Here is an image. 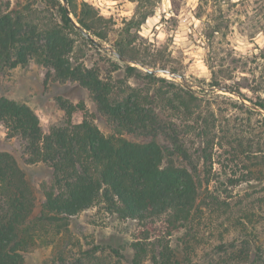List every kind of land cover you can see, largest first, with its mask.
<instances>
[{"label":"rangeland","instance_id":"374dc122","mask_svg":"<svg viewBox=\"0 0 264 264\" xmlns=\"http://www.w3.org/2000/svg\"><path fill=\"white\" fill-rule=\"evenodd\" d=\"M75 3L78 15L83 3L96 13L97 27L105 37H92L103 49H113L111 45L115 43L126 44L130 54L148 64L149 69H168L182 77L172 79L156 74L149 83L142 78L124 77L120 72L112 74L115 81H125L123 87L127 84L158 96L156 113L160 121L155 137L120 130L123 137L133 142L155 138L176 152V164L184 166L194 178L198 199L193 222L187 231L168 238L179 252L183 243L187 245L186 254L180 252V259L189 264H241L231 261L235 254H230L229 247L237 253L242 247L250 255H261L264 0ZM53 5V0H0V11L17 10L26 22L46 29L58 20ZM70 36L75 59L88 67L95 62L103 65V51L97 53L88 42L74 34ZM135 63L139 62H128L144 75L146 72ZM182 91L191 92L194 98H187ZM0 97L32 109L44 133L63 126L67 120L60 100L73 107L83 104L84 110L77 108L74 118L85 115L104 135L117 131L86 89L74 82L59 81L51 68L33 59L25 66L0 73ZM169 127L180 143L178 150L171 145L166 132ZM0 152L12 155L24 172L35 195L33 216L39 215L43 189L52 181L51 169L43 163L29 164L24 142L19 137L9 138L1 123ZM67 224V230L56 236L50 233L30 248L24 254V264H77L76 258H83L85 251L106 247L119 250L121 264H131L136 238L143 240L147 235L143 242L149 245L165 232L163 219L142 225L109 217L97 207L70 218ZM96 254L101 255V264H113L114 259L103 256L108 255L107 251Z\"/></svg>","mask_w":264,"mask_h":264},{"label":"trees","instance_id":"16d2710c","mask_svg":"<svg viewBox=\"0 0 264 264\" xmlns=\"http://www.w3.org/2000/svg\"><path fill=\"white\" fill-rule=\"evenodd\" d=\"M53 1L52 10L58 20L46 29L26 22L17 10L0 11V73L25 66L33 59L51 68L59 81L74 82L86 89L117 131L104 135L85 115L74 118L73 112L77 108L82 112L83 104L73 107L60 100L67 120L63 126L44 133L32 109L0 97V123L7 136L19 137L24 142L29 164L43 163L52 171L51 184L43 189L40 213L33 216L32 186L15 158L0 152V264H24V254L39 240L67 230L70 218L92 207L109 217L142 225L163 219L165 232L152 243L144 245L147 235L132 243L131 264H189L180 259V252L186 254L187 245L183 243L179 252L168 238L187 231L193 222L198 199L193 176L184 166L176 164V152L167 145L155 138L133 142L120 131L155 137L160 121L156 113L158 96L127 84L123 87L125 81H115L112 74L120 72L124 77L142 78L149 83L155 77L147 72L142 75L136 67L92 45L74 29L60 0ZM66 3L82 29L99 39L105 37L89 5L83 3L78 15L75 0ZM71 34L88 42L97 53L103 51V65L95 62L88 67L75 59ZM111 46L123 58L150 68L132 56L126 44ZM183 95L194 98L188 91ZM166 132L171 145L178 150L180 143L174 130L169 127ZM103 250L108 253L104 258L114 259L113 264L123 262L118 249L106 247L85 251L83 258H76L77 264H101V255L96 253L102 254ZM228 250L235 254L231 258L234 263L264 264V251L261 255H250L242 247L238 253L234 247Z\"/></svg>","mask_w":264,"mask_h":264},{"label":"water","instance_id":"95a60500","mask_svg":"<svg viewBox=\"0 0 264 264\" xmlns=\"http://www.w3.org/2000/svg\"><path fill=\"white\" fill-rule=\"evenodd\" d=\"M60 2L62 3V6L64 7V11H65V15L68 17V19L70 20L72 26L74 27V29L76 31H78L87 41H89L92 45H94L95 47H98V48H103V46L98 43L94 37H92L88 32H86L84 29H82L79 24L75 21V19L73 18L68 6H67V3H66V0H60ZM114 57H116L119 61L121 62H130V60H127L126 58H123L121 55H119L118 53H116L113 49H111L110 47H105ZM136 65H139L140 67L143 68V70L151 75H156V74H162V75H165V76H168L172 79H181L182 77L175 73V72H172L168 69H149V68H146V67H143L141 64L139 63H135Z\"/></svg>","mask_w":264,"mask_h":264}]
</instances>
